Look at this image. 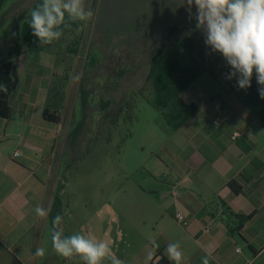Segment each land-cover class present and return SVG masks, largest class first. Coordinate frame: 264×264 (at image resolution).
Instances as JSON below:
<instances>
[{
  "label": "rangeland",
  "instance_id": "obj_1",
  "mask_svg": "<svg viewBox=\"0 0 264 264\" xmlns=\"http://www.w3.org/2000/svg\"><path fill=\"white\" fill-rule=\"evenodd\" d=\"M38 1L6 0L0 9V59L15 58L13 47L20 44L18 22L30 15ZM86 7L94 16L81 22L79 30L51 45L18 48L19 87L9 99L15 112L7 121L5 141L14 145L23 122L15 110L21 96L33 100L34 108L44 104L50 111L57 110L61 133L53 165L62 216L59 229L65 236L81 233L106 241L124 264H149L153 242L159 245L162 235L182 243L184 227L174 217V206L185 214L183 191L190 186L212 201L209 188H218L223 181L207 172L209 168L192 165L202 148L198 133L189 140L192 125L171 128L151 103L146 76L159 46L156 28L159 24L184 27L172 34L171 42L194 38L202 70L185 94L199 107L237 101L259 118L264 102L256 99L252 85L238 90L236 80L226 78L230 67L205 46L195 21L188 19L184 0H86ZM167 29L161 31L163 36ZM190 30L191 35H186ZM102 102L108 103L105 109ZM252 133L259 145L264 144L260 123L254 124ZM174 143L182 152L173 149ZM188 167L192 171L183 178L180 171ZM208 178L210 185L204 183ZM216 217L212 226L227 223L221 215ZM235 238L245 264H264V250L254 259L246 242L238 235ZM45 257L38 264H84L78 256L67 260L55 250Z\"/></svg>",
  "mask_w": 264,
  "mask_h": 264
},
{
  "label": "crops",
  "instance_id": "obj_2",
  "mask_svg": "<svg viewBox=\"0 0 264 264\" xmlns=\"http://www.w3.org/2000/svg\"><path fill=\"white\" fill-rule=\"evenodd\" d=\"M227 71L230 69L227 68ZM181 97L186 103L197 104L185 91ZM32 102L21 96L15 108L18 114H22L23 122L13 146V142L7 146L5 141V131L9 125L7 121L14 118L15 112L11 103V117L0 118V264H38L40 258L44 261L47 258L36 257L37 248H45L46 253L54 250L51 242L52 220L58 214L60 202L55 193L57 179L54 180L56 168L53 158L61 133V121L53 123L45 120L42 116L46 108L44 104L34 108ZM196 113L183 126L192 125L189 140L196 133L200 137L197 143L202 148L192 160V165L209 168L207 172L216 173L223 181L221 179L218 188H209L212 201L191 191L190 186L183 191L181 206L189 225L184 227L180 243L182 264H201L204 256L209 258V264H245L242 249L236 251L240 247H237L235 234H227V223L217 226L211 223L216 221L217 215L226 219L217 205L219 200H225L234 212L253 215L242 227V233L248 240L245 239L247 246L250 244L258 251L255 256L250 250L253 258L264 250V144L259 145L252 133L256 122L264 128V118L263 115L259 118L253 116L248 106L237 101H220L215 106L199 107ZM234 132H238L239 136L232 139ZM173 149L182 152L177 143L173 144ZM193 151L196 150H191V153ZM186 161L189 162V158ZM186 169L180 171L183 178H187L192 171L191 167ZM231 171L234 173L229 175ZM210 179L204 183L210 185ZM230 181L242 188L237 195L227 185ZM37 205L48 211L46 218L35 213ZM176 210L174 206V214ZM207 225L211 229L204 232ZM169 243H173V240L162 235L159 247L153 248L149 262L157 249L167 257L165 248ZM169 264L173 262L169 260Z\"/></svg>",
  "mask_w": 264,
  "mask_h": 264
},
{
  "label": "clouds",
  "instance_id": "obj_3",
  "mask_svg": "<svg viewBox=\"0 0 264 264\" xmlns=\"http://www.w3.org/2000/svg\"><path fill=\"white\" fill-rule=\"evenodd\" d=\"M189 21H195V30L204 37V44L213 53H219L230 71L226 78L236 80V87L247 90L255 74L260 99L264 100V0H184ZM195 7V12H193ZM93 11L86 0H42L31 10L29 27L41 46L51 45L71 28L74 22L90 21ZM191 35V30L186 33ZM0 91L7 86L0 84ZM35 213L46 218L48 211L37 205ZM62 216L52 220L51 242L55 252L67 260L78 256L84 264H124L117 258L109 243L81 233L65 236L58 228ZM153 246L159 245L153 242ZM165 253L173 264H182L180 244L169 243ZM46 250L37 248L36 257H44ZM201 264H209L207 256Z\"/></svg>",
  "mask_w": 264,
  "mask_h": 264
},
{
  "label": "trees",
  "instance_id": "obj_4",
  "mask_svg": "<svg viewBox=\"0 0 264 264\" xmlns=\"http://www.w3.org/2000/svg\"><path fill=\"white\" fill-rule=\"evenodd\" d=\"M6 0H0V9L5 4ZM42 1H38L37 4ZM28 17H21L18 22V37L20 44H16L13 47V51L16 54L14 59H0V84L7 86V92L0 91V118L9 119L11 117V106L9 99L19 87V78L17 75L15 61L20 53L18 48L20 45L25 50H30L39 45V41L32 35V30L29 27ZM81 22L72 23L71 28L64 29L66 35L70 32H75L80 29ZM167 24H161L157 28V32H160L163 26ZM176 31V27H172L169 30L168 36L157 47L155 52L150 58L148 64V73L146 76V83L149 85V91L153 93L151 103L154 108L160 111L167 125L171 128L178 130L182 128L199 110V107L195 103H186L181 94L194 82L197 76L202 70V66L199 64L195 52L196 42L193 37L185 36L171 42L170 37ZM62 35V36H63ZM251 85L254 87L256 99L260 102L264 100L260 99L257 91L258 85L256 79L252 80ZM143 95V96H142ZM140 95L145 97L144 94ZM108 103L102 102V108H106ZM45 120L60 123L61 117L57 110L50 111L46 107L42 113ZM264 118V111H263ZM254 146L252 143L251 147ZM250 149V148H249ZM234 172L231 171L229 175ZM234 195H237L242 189L237 186L236 182L230 181L228 184ZM218 206L223 210V214L227 219V234L238 235L245 242H247L246 236L242 233L243 225L249 221L253 215L244 214L242 212H234L225 200H219ZM247 241H246V240ZM248 248L256 256V251L252 245H248ZM149 264H169V260L164 255L163 251L157 249L154 256L151 258Z\"/></svg>",
  "mask_w": 264,
  "mask_h": 264
},
{
  "label": "built area",
  "instance_id": "obj_5",
  "mask_svg": "<svg viewBox=\"0 0 264 264\" xmlns=\"http://www.w3.org/2000/svg\"><path fill=\"white\" fill-rule=\"evenodd\" d=\"M239 136L238 132H234L232 135V139H235ZM16 155H18V153H16ZM263 207H264V202H263ZM175 219L177 220L178 223H180L183 227H187L189 225V219L187 218V216L185 214H183L181 211H175ZM210 226H206L204 228V232H209L210 231ZM236 251H240V248H237Z\"/></svg>",
  "mask_w": 264,
  "mask_h": 264
},
{
  "label": "flooded vegetation",
  "instance_id": "obj_6",
  "mask_svg": "<svg viewBox=\"0 0 264 264\" xmlns=\"http://www.w3.org/2000/svg\"><path fill=\"white\" fill-rule=\"evenodd\" d=\"M159 25H161V24H159ZM166 27H168V29L165 31L166 32V34H165V36H163L162 35V30H164V29H166ZM172 27H176V31L179 29V27L180 28H184V27H181L180 25H175V24H167L166 26H163V28H162V30L160 31V32H157V36L155 37V42H158V40L160 39V41H159V45L163 42V40L168 36V34H169V30L172 28ZM158 28V27H157ZM157 28H156V30H157ZM158 31V30H157ZM175 31V32H176ZM169 37H171V36H169ZM182 38V37H181ZM179 39V38H178ZM157 49V48H156Z\"/></svg>",
  "mask_w": 264,
  "mask_h": 264
}]
</instances>
